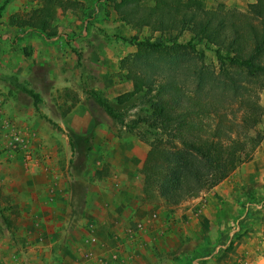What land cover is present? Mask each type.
Wrapping results in <instances>:
<instances>
[{"label": "crops", "instance_id": "0c3cea01", "mask_svg": "<svg viewBox=\"0 0 264 264\" xmlns=\"http://www.w3.org/2000/svg\"><path fill=\"white\" fill-rule=\"evenodd\" d=\"M87 14L85 23L89 20L96 31L116 19L104 1H95ZM66 15L73 20L71 26L82 16L67 10L61 18ZM89 32L84 27L82 36ZM7 36L21 42V65L12 53L0 50V76L15 78L38 97H43L45 89L54 95L85 82L95 92L117 89V97L131 91L130 83L123 90L110 78V56L95 46L84 48L91 58L77 68L72 55L59 49L57 38L47 40L29 29L19 35L9 31L2 36L0 48L7 44ZM15 95L5 90L0 96L2 134H38L33 109L23 104L29 97L21 95L20 102ZM261 107L264 111V94ZM237 155L236 169L225 180L172 208L161 199V206L143 201L144 177L128 171L130 165L132 173L140 167L137 159L116 161L115 166L126 169L125 173L100 181L97 192L86 189L79 194L70 179L49 176L46 167L14 158L0 165V186L17 184L19 193L12 204L18 207L21 223L0 230L9 236L17 233L0 236V264H152L154 249L167 257L171 248L178 259L173 256L172 261L157 259L155 263L191 264L201 256L203 264H264V116ZM51 169L56 172L54 166ZM224 243L223 250L212 254Z\"/></svg>", "mask_w": 264, "mask_h": 264}, {"label": "trees", "instance_id": "16d2710c", "mask_svg": "<svg viewBox=\"0 0 264 264\" xmlns=\"http://www.w3.org/2000/svg\"><path fill=\"white\" fill-rule=\"evenodd\" d=\"M203 1L106 0L117 20L159 34L157 42L138 43L137 60L147 64L135 66L133 89L116 100L126 102L144 89L154 92L149 126L162 132L165 141L150 144L142 166L143 194L169 206L197 198L225 180L236 169L238 149L262 117L264 0H254L244 13L208 10ZM7 2L0 5V17ZM54 7L74 9L68 1L42 0L19 25L9 24L49 40L57 36L50 26ZM196 43L212 50L215 66L203 64L205 55L197 52ZM150 58L164 62L169 72L158 74L148 64ZM17 86L36 105L38 95ZM97 102L117 118L103 98L97 96Z\"/></svg>", "mask_w": 264, "mask_h": 264}, {"label": "rangeland", "instance_id": "374dc122", "mask_svg": "<svg viewBox=\"0 0 264 264\" xmlns=\"http://www.w3.org/2000/svg\"><path fill=\"white\" fill-rule=\"evenodd\" d=\"M4 1L0 0V5ZM63 1L74 5V9L65 10L60 7L52 9L50 26L57 30V36L53 38H57L59 49L64 54L70 53L73 58L72 63L77 68H82L86 64V60L91 58L86 55L84 48L95 46L110 56L107 59V62H111L113 66V69L111 68L109 71L110 78L118 81L123 86V90H125L124 84L130 83L132 90L133 82L130 77L136 75L137 65L142 67L147 64L144 59L137 60L139 53L137 45L145 40L157 42L159 34L151 32L148 28L138 29L126 25L117 20V15L116 19L109 20V27L96 28L98 30L96 31L92 29L93 25L89 20L85 23V19L88 17L87 10L95 1H104L105 5L112 8L106 0ZM203 2L204 7L208 10L244 13L254 0H204ZM41 5L42 0H8L0 17V44L3 42L2 36L9 35V31L19 35L21 30L26 29L11 26L9 20L19 25L21 21L28 18L31 11L40 8ZM67 10L82 15L78 22H74V26H71L70 22L73 20L67 15L64 16V19L61 18ZM105 12L109 13V9L105 8ZM84 27H87L90 32L82 36ZM10 37L7 36L4 39L7 44L0 50L3 53L8 51L12 53V59L17 65H21V42L17 43L14 38ZM17 37L19 39V36ZM182 39L186 41L189 37L185 35ZM196 50L199 53L204 52L205 57L202 62L206 67L216 65L211 49L205 48L203 43H196ZM65 62L70 63L68 60ZM149 63L156 67L158 74L169 72V67L164 62L150 58ZM14 81L17 83L15 78L0 76V96L5 90H8L9 94L13 96H16V93L20 97V102L21 95L24 98L29 97L28 100H26L27 98L24 100L23 104L28 109H33L34 118L32 120L38 134L30 135L31 133L28 132L29 135L13 134L9 136L5 133L2 134V127H0V165L17 158L26 165L46 167L44 172L49 176L58 175L62 180L70 179L67 181H71L73 191L79 194L85 193L87 190L97 192L96 187L100 181L104 182L112 175L125 173L126 169L115 166L116 161L139 160L140 167L136 166L135 172L132 173L134 168L130 165L128 171L129 174L143 176L142 166L150 144L155 140L165 141L162 132L149 126L151 120L150 101L154 92L149 94L144 89L128 101L118 103L117 96H114L117 94V89L105 87V91L102 93L93 91L87 82L79 85L74 83L68 88L58 90L54 95L50 93L49 89H45V94L42 95L43 97L39 96L35 105L33 98L24 93ZM31 91L35 93L33 89ZM263 94L264 90L260 91V105ZM97 96L108 103L117 118H111L105 113L97 102ZM263 112L262 110V117L264 116ZM51 122L55 123V126ZM15 137L19 139L16 140ZM53 166L56 172L51 169ZM18 193L17 184L9 183L0 186V230L14 228L21 223L18 207L12 204ZM142 199L161 206L160 198L143 195ZM163 202L165 203V201ZM165 204L169 206L167 203ZM172 211L169 210V213ZM16 234L14 232L10 236ZM4 235H8V233L0 231V236ZM10 236L8 235V237ZM188 240L190 239L187 238L186 241L188 242ZM154 255L155 260L152 264H156L157 259L160 262L168 259L172 261L176 250L171 248L166 253L167 257H163L165 254L154 249ZM174 257L173 260L178 259L177 256ZM195 260L196 258L192 259L191 264ZM197 262L203 264L205 261L201 260L200 256L197 258Z\"/></svg>", "mask_w": 264, "mask_h": 264}, {"label": "built area", "instance_id": "2783aa9c", "mask_svg": "<svg viewBox=\"0 0 264 264\" xmlns=\"http://www.w3.org/2000/svg\"><path fill=\"white\" fill-rule=\"evenodd\" d=\"M0 133H1V131H0ZM14 136H15V135H14ZM15 138H16V140L19 139L18 137H15ZM225 244H226V243L221 244V245L215 247V248L213 249L212 254H216V253L219 252L220 250H223V249L225 248ZM193 264H198V262L195 260V261L193 262Z\"/></svg>", "mask_w": 264, "mask_h": 264}]
</instances>
